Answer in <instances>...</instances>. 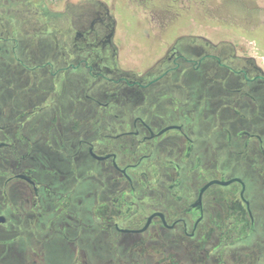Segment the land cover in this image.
I'll return each instance as SVG.
<instances>
[{"label": "flooded vegetation", "instance_id": "1", "mask_svg": "<svg viewBox=\"0 0 264 264\" xmlns=\"http://www.w3.org/2000/svg\"><path fill=\"white\" fill-rule=\"evenodd\" d=\"M112 34L0 60L31 78L0 81V264H264V74L204 45L126 68Z\"/></svg>", "mask_w": 264, "mask_h": 264}, {"label": "rangeland", "instance_id": "2", "mask_svg": "<svg viewBox=\"0 0 264 264\" xmlns=\"http://www.w3.org/2000/svg\"><path fill=\"white\" fill-rule=\"evenodd\" d=\"M90 27H111L119 63L126 68L152 64L174 46L197 58L196 49L204 45L235 67L250 61L264 74V0H0V60L17 56L33 72L48 60L73 61L66 33ZM16 65L0 63V81L31 80ZM184 79L191 82L194 76ZM127 90L121 96L136 98Z\"/></svg>", "mask_w": 264, "mask_h": 264}]
</instances>
